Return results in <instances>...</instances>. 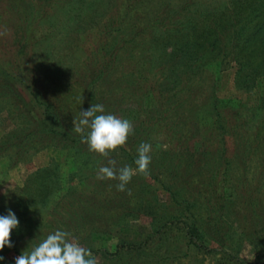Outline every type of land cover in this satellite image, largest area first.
Listing matches in <instances>:
<instances>
[{
    "label": "rangeland",
    "instance_id": "1",
    "mask_svg": "<svg viewBox=\"0 0 264 264\" xmlns=\"http://www.w3.org/2000/svg\"><path fill=\"white\" fill-rule=\"evenodd\" d=\"M251 1L260 0H246L245 5L238 4V0H52L48 6L38 7L35 18L27 22L19 20L20 15L6 6L8 0H0V32H6L0 36V68L16 75L15 88L25 99L32 87L43 91L45 100L63 97L76 109L81 96L72 87L78 86V79L92 59L99 57L96 49L102 33L115 26L114 34L123 39L116 45L117 58L112 64L116 67L112 77L119 79L117 87L113 83L107 86L112 90H105L101 83L97 84L96 104L104 105L106 113L132 122L133 134L129 136V145L122 147L124 151L137 148L133 145L136 139L133 135L144 132L146 142L152 144V160L147 176H133L127 185L130 193L117 191L118 181L106 182L105 194L111 191L108 199L114 195L115 204L126 199L127 207L108 208L101 218L94 220L95 224L111 229L92 243L91 251L99 264H264V230L253 227L264 219V186L247 194L239 183L242 172L234 162L229 166L227 178L216 176L208 188L205 168L200 174L185 176V169L191 172L194 161L212 160L220 150L231 161L232 141L225 131L237 114L241 115V121L250 118L247 108L256 109L243 129L250 146L264 143L262 89L258 85L245 87L242 82L247 69L239 75L241 87L237 85L238 67L231 55L179 62L176 72L181 80L175 83L166 79L171 77H165L163 64H167L159 60L168 41L174 42L181 32L191 33L186 19L198 26L215 17L221 23L219 31H238L246 23L240 47L253 66L264 49L261 39L264 27L252 36L254 24L264 21V12L248 11L246 4ZM236 6L242 20L232 23ZM134 15L139 17L138 31L128 37L126 22ZM175 21L181 23L177 32L171 30ZM159 22L167 25L166 28ZM20 36L21 43L16 42ZM196 66H202L200 72L192 74ZM171 93L175 95L171 97ZM185 98L181 104L179 100ZM19 107L0 99V142L28 125L18 115ZM190 109L192 114L185 119L183 114ZM215 120L218 122L214 123ZM87 152H90L87 147L80 152L37 146L24 155H15L12 149H1L0 215L13 211L19 226L11 234L13 247L0 251L4 257L0 264H14L17 257L14 250L31 251L57 229L72 233L73 213L82 214L88 208L98 169L107 165L106 159L103 165ZM115 160L117 167H135L134 162L126 159ZM246 174L249 183H254L256 171L250 168ZM165 188L178 192L175 202ZM220 195L230 201L229 207L220 213L228 226L223 249L208 241L212 248L209 251L187 247L185 240L173 231L153 235L151 226L156 218L150 212L160 218L169 214L177 217V206L187 202L191 213L205 218L215 211ZM118 226L124 229L118 230ZM72 234L82 245L88 242L83 232ZM146 237L152 239L141 246L138 255L126 254L129 243L137 244ZM237 239H241L238 245ZM118 245L124 247L119 251Z\"/></svg>",
    "mask_w": 264,
    "mask_h": 264
},
{
    "label": "trees",
    "instance_id": "2",
    "mask_svg": "<svg viewBox=\"0 0 264 264\" xmlns=\"http://www.w3.org/2000/svg\"><path fill=\"white\" fill-rule=\"evenodd\" d=\"M245 1L246 0H238L237 3L245 5ZM51 2L52 0H8L6 6H8L10 10L13 8L14 13H18L20 15L19 20H26L27 22H30L37 15L38 7L41 8V6H48ZM234 4L236 5L235 2ZM246 5H248V11L264 12V0H260L258 2L251 1ZM233 9L234 13L231 15L233 17L231 21L232 23H239L242 20L241 15H238L237 13L240 8L237 7ZM231 21L228 20L227 23L230 24ZM138 22L139 17L136 15L127 20L126 26H128L129 30V34H127L128 37L138 31ZM181 22L183 23V21ZM159 23L161 27L166 28L167 25L163 22ZM185 23L190 26L191 33L181 32L180 34H177L174 42L168 41V46H165L163 50V57H160L159 59L163 61H161L162 63L167 64H163L165 72L167 73L165 77L171 76L170 78H166L167 80H171L170 82L172 83L177 82V80H181L180 76H178L176 72L179 62L186 63L196 57L203 58V56L215 58L219 54L231 55V59L238 67L237 85L242 80L239 75L247 69L245 80L242 83L245 84L246 88H253L256 85L260 86L264 95V49L260 51L258 58L259 61L254 63L252 66L250 65L245 53L242 52V47H240V43L243 41L242 29H245L246 23H243L238 31L236 30L233 32L226 30L219 31V25H221V23H219L218 19H215V17L208 20V22L204 25L199 24L200 27L199 25L196 26L188 19H186ZM180 24L181 23L178 21L173 22V24H171V30L177 32ZM262 27H264V21L256 22L254 24L255 31L252 36L258 35V29H261ZM115 30V26H112L111 29L105 31L106 33L101 32L102 39L99 41V49H96L98 50L99 57L92 59V61L88 64V67L83 71V76L78 79V86L72 87L73 92L78 93L79 97L82 96L83 100L82 104H80V100L79 103L75 104V106H77L76 109L68 104L63 97H60L59 99L57 98L56 100H50L48 98L45 100V93H43V91L36 90L35 88L31 89L32 87L29 88L30 91L27 92L29 96L25 99V97H23L22 94L15 88L16 75H11L9 72H5L2 68H0V99H6L14 106L15 104H19L21 107H19L18 115L25 120L26 124H28L16 134L11 135L5 141L0 142V151L1 149L2 151L4 149H12L14 150L15 155L20 153L24 155L30 149L37 146L41 148L52 146L73 150L78 149L80 152L86 147L88 148L87 144L81 142V136L73 131L72 121L78 118L79 111L87 110L91 104H96L97 92L95 91V87L97 84L101 83L102 89L105 90H112L107 88V86L112 85L113 83H116L115 88L117 87L119 79L112 77V73H116V67L114 68L112 64L115 63L114 60L117 58L115 55L116 45L123 39L118 38V36L114 34ZM261 39L262 42H264V32L261 33ZM21 40L22 38L20 36L19 40L16 42L21 43ZM128 40L131 41V39ZM12 41H14V39H12ZM96 50L94 49V51ZM249 54L250 53H248V55ZM201 67L202 66L193 67V71H191L192 74L200 72ZM187 69L191 68L187 67ZM181 74L184 75V77L187 76L185 72H181ZM17 77L19 78V76ZM238 86L241 87V84ZM170 95L173 97L175 93H171ZM185 100L186 98L180 99L179 101L183 104ZM114 101H117V98H115ZM258 107H261V102ZM255 111L256 109L254 107L247 108V115H250L249 119H251V117L253 118ZM191 114L190 109L187 110L186 114H183V116L185 119H189L188 117ZM240 116V114H237L236 118L231 120L229 128L225 131L226 135H229L232 141L233 156L231 161H229V158L225 157L223 150H220L216 152L212 160L204 158L201 161H194L193 165H191V172H189L188 168L185 167V176L190 175V173H195L194 175L200 174L201 170L205 168L208 172L209 183L206 184V187L208 188L212 186V182H214L216 176L221 177L222 180L226 179L228 171L231 170L229 166L232 162H234L242 172L243 177L239 183H242L241 185L246 190L247 194L250 195L252 191L261 190L264 186V143L257 146L258 148L250 146L248 136L243 130L244 126L248 124L249 119L241 121ZM213 122L217 123L218 121L215 120ZM180 129L181 128L177 129L178 133L181 131ZM143 133L144 132L140 133L143 136L133 135L136 138L134 139L133 145L137 146V148L140 143L146 142V136H144L145 134ZM127 142H129V137ZM127 145L129 144L127 143L126 146ZM137 148L132 147L129 152L124 151L122 147L118 148L115 152L110 153V158L116 159L117 157H120L121 159H126V162L133 163L137 158ZM87 154L96 157L103 165L105 159L107 160V158L92 151L87 152ZM206 156L207 155H203V157ZM205 160H207L208 163L205 164ZM195 162H197L196 166ZM155 165H157V162H155ZM250 168L256 171L254 183H249L250 180L246 178V173H248ZM107 181L108 180L105 179H97V183H94L92 186L93 189L89 193L91 194V199L88 200V208L83 209L81 212L84 213L82 214L76 213L75 211V213H73L74 224L71 226L72 233L76 234L80 232L81 234L83 232V234H86L85 238L88 242L83 245L90 250H92V243L105 237V234H108L111 231L109 227L95 224L94 220L101 218L102 212L104 210L106 211L108 208L113 210L116 206L119 208H124L126 206V199L121 201L117 200L116 204L114 203V195L108 199L110 196L108 193L111 191H109L106 195V190H104ZM57 190H59V188H57ZM167 191H169L172 201L175 202V195H177L178 192L174 193L170 190ZM229 204L230 201L224 200L220 195L218 203L214 206V208H216L215 211H210L211 214L207 215L205 218H201L198 214L191 213L189 209L190 205L187 202H184L183 206H177V217L173 216V214H169L168 217L161 216L160 218L150 212L149 214L152 215L153 218H156L155 221L153 220L151 226L154 232L153 235L160 236L166 232L173 231L176 236L185 240L187 247L200 251H209L212 248L207 243L208 241L215 244L218 248L223 249L226 246L225 238H227L226 231H228V226H226L223 222L220 213L228 208ZM262 208H264V206ZM125 209L124 213H127ZM128 210L131 209L129 208ZM137 210L140 214L144 213L143 210ZM259 226L264 230V219L262 222H257L253 225L255 229H258ZM119 229L123 230L124 228L122 226H118V230ZM151 239V237H146L137 244L129 243L131 245H127V249L125 250V252H127L126 254L138 255L141 246L146 245ZM240 240L241 239H237L236 245L239 244ZM123 245H118L117 249L120 251V247L122 249V247H124ZM14 251L17 256L21 254L20 251ZM118 254L119 252L115 253V255Z\"/></svg>",
    "mask_w": 264,
    "mask_h": 264
},
{
    "label": "clouds",
    "instance_id": "3",
    "mask_svg": "<svg viewBox=\"0 0 264 264\" xmlns=\"http://www.w3.org/2000/svg\"><path fill=\"white\" fill-rule=\"evenodd\" d=\"M6 32H0V36ZM83 103L82 96L80 104ZM73 131L81 136V142L87 144L89 151L107 158V165L98 169L97 179L115 180L117 191L125 192L133 176H147L152 160V144L142 142L137 148V158L132 165L117 167V161L110 153L126 145L133 134V124L125 118L106 113L104 105L91 104L87 110L79 111L77 119L72 121ZM19 226V220L11 210L0 215V251L11 248L12 231ZM4 260L0 256V261ZM14 264H99L92 251L83 246L71 232L57 229L49 233L31 251H23L15 257Z\"/></svg>",
    "mask_w": 264,
    "mask_h": 264
}]
</instances>
